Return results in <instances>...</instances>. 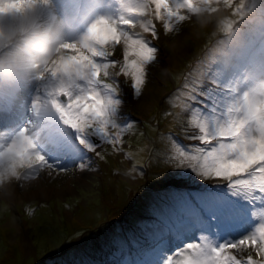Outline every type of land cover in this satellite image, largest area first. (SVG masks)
<instances>
[{
  "label": "rangeland",
  "instance_id": "1",
  "mask_svg": "<svg viewBox=\"0 0 264 264\" xmlns=\"http://www.w3.org/2000/svg\"><path fill=\"white\" fill-rule=\"evenodd\" d=\"M181 13L191 18L178 22L171 32H165L162 21L152 18L157 38L136 29L157 54L147 66L139 97L134 96L130 77L115 78L122 100L118 124H132L121 134L116 149L93 136L96 149L87 153L85 169L81 170L82 161L76 160L65 172L49 175L44 170L35 179L13 180L0 191V264H134L139 248L147 247L160 231V218L171 207V194L194 193L217 183L226 187L219 178L202 180L187 164L181 168L177 159H168L177 148L194 154L195 148L204 147L194 138L200 135L194 116L202 119L223 111V74L214 75L215 84L201 79L216 42L214 26L199 25L186 9ZM83 31L82 25H70L67 38L76 39ZM110 51L108 59L122 63L123 45ZM253 56L264 57V36L249 37L239 63L243 65ZM105 81L114 83L109 78ZM36 95L43 93L25 94L13 111L0 110V134L29 114ZM109 131L117 134V129ZM184 172L187 175H181ZM252 211L257 213L252 217L254 223L227 239L235 242L254 229L264 207L257 205ZM200 235L170 247L164 258L173 255L180 259L175 254L187 243L199 242ZM233 253L242 260L250 253L257 258L250 248Z\"/></svg>",
  "mask_w": 264,
  "mask_h": 264
},
{
  "label": "snow or ice",
  "instance_id": "2",
  "mask_svg": "<svg viewBox=\"0 0 264 264\" xmlns=\"http://www.w3.org/2000/svg\"><path fill=\"white\" fill-rule=\"evenodd\" d=\"M117 4L114 14L100 16L88 26L79 46H63L67 54L60 57L58 66L73 73V81L82 76L80 84L73 82L66 93L52 101L50 109L40 110L37 106L42 102L37 97L31 103L32 111L6 134H0L4 141L0 152L11 158L6 171L15 174L17 168L22 170L17 180L35 179L44 170L49 175L65 172L66 166L76 160L82 161L79 168L83 170L87 153L96 149L91 137L97 136L116 149L122 142L121 134L132 127L118 124L122 100L115 78L130 77L134 96L139 97L146 83L147 66L157 54L150 41L136 31L137 20L140 18L144 33L157 38L152 18L162 21L165 32H171L186 17L177 10L176 0H117ZM146 11L150 18L144 16ZM118 45H123L122 63L108 59L110 49ZM116 68L118 71H110ZM105 78L114 83H107ZM63 97L66 102H62ZM193 122L200 132L194 138L204 147L195 148L194 154L177 148L168 159H177L181 168L187 164L202 180L219 178L226 187L217 183L195 193L171 194V207L160 218V231L147 247L139 248L134 264H264V211L247 235L235 242L227 239L254 223L252 217L257 213L253 208L264 207V136L241 140L224 129L219 134L210 130L207 117L194 116ZM110 128L117 129V134L110 133ZM197 233H201L199 242L187 243L175 254L180 259L173 255L164 258L170 247ZM249 248L256 259L251 253L244 260L238 259L233 253Z\"/></svg>",
  "mask_w": 264,
  "mask_h": 264
},
{
  "label": "clouds",
  "instance_id": "3",
  "mask_svg": "<svg viewBox=\"0 0 264 264\" xmlns=\"http://www.w3.org/2000/svg\"><path fill=\"white\" fill-rule=\"evenodd\" d=\"M118 7L117 0H0V110H15L25 94L34 92L43 96L36 95L32 102L39 97L42 103L37 107L50 109L52 101L66 93L73 82L79 85L82 76L73 81V73L58 66L60 57L67 54L63 46H79L88 26L100 16L114 14ZM176 8L180 13L186 9L201 26H214L216 42L201 79L215 84L214 75L223 74V111L207 117L210 130L219 134L224 129L241 140L264 136V57L253 56L243 65L239 63L249 37L264 36V3L176 0ZM144 16L150 18L149 12ZM74 24L82 25L84 31L69 40L67 29ZM136 27L143 30L140 18ZM28 111H32L31 106ZM10 161L0 152V191L17 180L22 171H6Z\"/></svg>",
  "mask_w": 264,
  "mask_h": 264
},
{
  "label": "trees",
  "instance_id": "4",
  "mask_svg": "<svg viewBox=\"0 0 264 264\" xmlns=\"http://www.w3.org/2000/svg\"><path fill=\"white\" fill-rule=\"evenodd\" d=\"M254 43V42H253ZM195 193V192H194Z\"/></svg>",
  "mask_w": 264,
  "mask_h": 264
}]
</instances>
